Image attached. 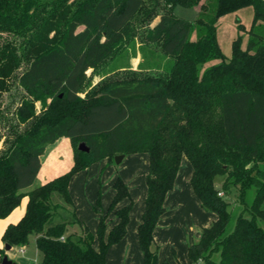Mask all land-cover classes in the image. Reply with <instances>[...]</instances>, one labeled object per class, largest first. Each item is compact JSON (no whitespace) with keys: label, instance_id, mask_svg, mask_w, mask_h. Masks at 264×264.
Listing matches in <instances>:
<instances>
[{"label":"trees","instance_id":"obj_1","mask_svg":"<svg viewBox=\"0 0 264 264\" xmlns=\"http://www.w3.org/2000/svg\"><path fill=\"white\" fill-rule=\"evenodd\" d=\"M197 6L193 19L176 12ZM246 6L254 8L248 48L238 38L225 60L218 22ZM137 39L142 54L151 56L148 68L156 71H146L144 58L139 70L127 68L89 87L88 71ZM13 88L21 94L10 108L4 96ZM0 124L7 126L1 135L7 146L0 148V217L28 196L25 213L7 226L3 239L22 247L36 235L39 264H107L110 246L128 231L130 187L121 175L115 178L107 211L99 191L94 232L77 215L70 181L97 160L115 162L118 154L137 152L149 154L138 226L144 264L159 262L155 229L184 156L193 167V190L216 214L189 245L191 260L264 264V0H0ZM63 136L74 148L72 167L25 191L37 178L45 145ZM83 141L89 150L79 149ZM234 201L242 208L233 221ZM0 253L2 264L5 250Z\"/></svg>","mask_w":264,"mask_h":264},{"label":"crops","instance_id":"obj_2","mask_svg":"<svg viewBox=\"0 0 264 264\" xmlns=\"http://www.w3.org/2000/svg\"><path fill=\"white\" fill-rule=\"evenodd\" d=\"M199 12L200 7L197 6V13ZM41 158L42 166L37 178L41 179L42 183L70 169L74 163L70 138L63 136L55 142L47 143ZM148 171L149 154L137 152L125 155L118 166L108 157L97 160L89 167L76 172L70 181L69 189L77 206V215L94 232L99 223V212L95 210L99 191H101V209L107 211L115 193L113 185L115 178L121 175L130 187L134 204L128 231L120 241L110 246L106 257L107 264H144L143 252L139 245L138 226L145 209ZM192 173V164L184 156L175 188L166 198V211L155 229V238L160 245L158 264H195L188 255L189 245L200 239L203 227L210 225L216 218L214 212L202 206L193 190ZM32 188L29 186L24 190L28 191ZM27 203L28 196L25 195L10 214L0 217V248L4 249L5 253L17 262L16 264H39L41 252L36 243V235L31 236L35 242L33 247L32 240H29L27 245L22 247L12 245L9 250L6 249V242L3 239L7 226L23 216ZM95 245H98L97 239Z\"/></svg>","mask_w":264,"mask_h":264},{"label":"rangeland","instance_id":"obj_3","mask_svg":"<svg viewBox=\"0 0 264 264\" xmlns=\"http://www.w3.org/2000/svg\"><path fill=\"white\" fill-rule=\"evenodd\" d=\"M177 14L181 17L186 18H196L198 16L197 13V7L193 8H183L178 7L176 10ZM158 19L154 21L156 23ZM254 23V8L252 6H246L244 8H241L240 10H237L235 12H231L223 16L219 22L217 27V38L219 42V46L221 48V51L225 57V60H229L233 56V49H234V41L240 38V46L243 50H246L248 48L249 43V30L251 29L252 25ZM141 40L137 39L135 45L128 44L127 47L119 52L111 61L100 67L99 69H91L88 71L89 75V87L95 86L101 81L114 78L116 76H121L125 69H133V70H139L141 67V64L144 62V58L146 59L144 65H142L146 71L149 72H155V69L148 68V62L151 61V56L149 54L143 55L140 51L141 48ZM221 60L217 59L214 60L207 65H212L219 63ZM88 87V88H89ZM12 95L11 96H4L6 97L5 100L9 102L10 108L15 106V103L19 101V96L21 94V90L18 88L12 89ZM85 95V92L82 93V96ZM50 100V99H49ZM37 109L40 110L42 108V102L37 101L36 102ZM6 114L9 116L11 115V112L6 111ZM11 120V117H10ZM7 131L6 124H0V138L3 133ZM4 146H7L3 142V138L0 139V148H3ZM73 146V145H72ZM73 158H74V148H73ZM116 162V160H115ZM117 166L118 164L117 162ZM72 167V166H71ZM54 178V177H53ZM52 179V178H51ZM223 181V176L219 175L216 178V184L217 186L221 187ZM42 184L41 179H36L34 183L31 185V187H35L36 185ZM254 188L249 189L248 195L246 200H251L253 197ZM234 199V198H233ZM242 208V204L238 201H234L231 205V209L233 210V221L236 218V215L238 214V211ZM59 218V217H56ZM31 243L32 247L34 246V238L31 237ZM31 248V247H30Z\"/></svg>","mask_w":264,"mask_h":264},{"label":"water","instance_id":"obj_4","mask_svg":"<svg viewBox=\"0 0 264 264\" xmlns=\"http://www.w3.org/2000/svg\"><path fill=\"white\" fill-rule=\"evenodd\" d=\"M79 149H81V150H89V147L83 141V142H80ZM124 157H125V153H121V154L116 155L115 160H116L117 163H120L123 160ZM5 247H6V249L9 250V249H11L12 246H11V244L6 243ZM1 263L2 264H16L17 262L13 258H10L7 253H5L3 258H2Z\"/></svg>","mask_w":264,"mask_h":264}]
</instances>
